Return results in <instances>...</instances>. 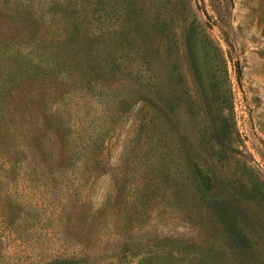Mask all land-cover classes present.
Wrapping results in <instances>:
<instances>
[{
    "label": "trees",
    "instance_id": "1",
    "mask_svg": "<svg viewBox=\"0 0 264 264\" xmlns=\"http://www.w3.org/2000/svg\"><path fill=\"white\" fill-rule=\"evenodd\" d=\"M66 84L80 87L90 104L114 107L112 124L99 128L102 132L89 126L85 133L80 123H70L63 103H56L64 93L48 100ZM229 84L222 50L197 19L191 0H0V168L5 175L8 170L16 175L25 171L30 182L33 177L43 183L75 178L65 198L63 221L80 252L56 253L36 264H224L226 254L234 264H264V249L244 229L247 215L240 204L241 197L256 204L254 197L264 198L257 179L248 185L239 182L227 195L212 199L206 192L193 196L200 218L212 227L197 240L147 235L142 227L133 228L135 215H142L152 199L149 180L142 189L136 183L126 191L120 187L115 203L108 200L94 207L89 199L94 182L107 172L106 139L136 107L138 134L145 137L153 162L159 163L148 164L149 171L159 173L150 178L171 182L166 183L170 201L187 195L189 176L178 177L166 159L179 149L185 156L182 165H190L197 180L179 114L192 121L211 115L212 131L204 135L201 129L199 141L209 155H219L223 149L216 145L225 144L224 135L212 113L221 116L219 109H231ZM2 194L12 196L0 189V200ZM12 224L4 222V235L14 231ZM219 235L223 247L212 244ZM109 242H114V251L98 260L94 248L109 249ZM2 246L0 236V252Z\"/></svg>",
    "mask_w": 264,
    "mask_h": 264
},
{
    "label": "rangeland",
    "instance_id": "2",
    "mask_svg": "<svg viewBox=\"0 0 264 264\" xmlns=\"http://www.w3.org/2000/svg\"><path fill=\"white\" fill-rule=\"evenodd\" d=\"M191 4L197 19L217 42L226 59L231 109H219L221 116L212 113L216 129L223 133L225 143L223 146L215 145L223 151L219 155H209L208 149L199 141L201 129L204 135L212 131L211 125L209 128L211 115L202 114L192 121L185 113L179 114L181 129L190 143L187 153L197 180L191 175L190 165H182L185 156L179 149L177 154L167 156L170 170L178 177L189 176L184 186L187 195L180 194L179 199L170 201L172 199L167 195L166 183L171 182L150 178L159 173L149 171L148 164L153 162L155 156L150 157L145 137L138 134L136 107L123 117L106 139L107 172L96 179L89 199L94 207L102 206L108 200L115 203L120 187L126 191V186L131 187L136 183L138 189H142L141 185L149 180L152 199L142 215H135L133 228L142 227L147 235L197 240L200 234L212 232L208 219L200 218L196 210L200 204L196 203L195 197L199 198L201 192H206L212 199L221 194L227 195V190H232L239 182L248 185L255 179L263 184L264 189V0H191ZM186 75L190 91L194 92L196 86L192 77L188 73ZM58 92L64 93L60 101L57 97L56 103H63L65 118L76 126L80 123L85 133L89 126L91 130L102 132L99 128L112 124L114 107L105 110L97 103L90 104L92 100L86 98L84 91L70 84L57 87L48 100H56L53 96ZM224 105H228L226 97ZM220 126L222 131L219 130ZM26 174L22 171L16 175L15 171L8 170L5 175V170L0 168V189L8 190L13 196L8 198L2 194L0 200V214L4 217L0 215V236L3 241L0 264H36L56 253L78 254L80 247L69 239L63 221L65 198L75 187V178L67 175L65 181L43 183L38 177H33L30 182ZM126 178L125 185L120 183ZM82 194H85V190ZM134 195L138 197L139 192ZM254 198L259 201L258 204L253 199L241 197L240 204L247 215L246 222L242 223L250 237L258 241L256 246L264 249V200L261 201L264 198ZM59 209L62 216L58 215ZM115 219L109 223H114ZM4 222H13L11 226L14 231L10 230L4 235ZM111 231L110 228L108 234ZM113 244L108 243L109 249H103L102 245L94 248L98 260H105L100 256L108 258L111 250L114 251ZM212 244L223 247V237L215 236ZM224 264H234L230 255L226 254Z\"/></svg>",
    "mask_w": 264,
    "mask_h": 264
}]
</instances>
